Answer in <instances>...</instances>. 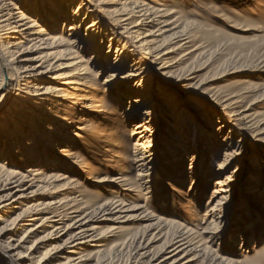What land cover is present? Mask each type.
<instances>
[{
  "label": "bare ground",
  "instance_id": "6f19581e",
  "mask_svg": "<svg viewBox=\"0 0 264 264\" xmlns=\"http://www.w3.org/2000/svg\"><path fill=\"white\" fill-rule=\"evenodd\" d=\"M156 1L0 0V264H184L195 251L210 253V246L194 242L190 228L176 230L152 250L166 221L144 204L108 198L91 202L74 176L86 166L72 148L75 137L97 126L89 123L90 114L104 119L111 112L102 99L89 97L98 76L131 125L133 164L139 180L148 184L145 194L153 187L157 155L167 152H158L157 144L164 141L171 154L179 151L164 129H174L173 119H185L181 111L173 116L181 103L171 100V113L165 105L162 109L157 96L169 97L170 81L154 80H160L155 76L163 74L169 58L186 55L181 53L193 34L198 38L203 32ZM239 101V96H227L224 106L234 108ZM236 111L232 116L247 122L253 115L251 106ZM257 127L251 122L245 136L256 135ZM95 134L103 136L100 129ZM246 149L238 144L220 165L221 177L207 202L211 226L201 231V240L217 236L213 227L224 217L220 208L229 197L227 185L230 179L235 183L242 163L225 177L222 172ZM107 181L129 183L122 173ZM127 190L135 191L132 183ZM140 220L150 221L146 230L157 234L127 229L129 222ZM122 232L127 234L121 243L107 248ZM238 239L239 247L248 240L243 234ZM123 254L126 261L120 263Z\"/></svg>",
  "mask_w": 264,
  "mask_h": 264
},
{
  "label": "rangeland",
  "instance_id": "374dc122",
  "mask_svg": "<svg viewBox=\"0 0 264 264\" xmlns=\"http://www.w3.org/2000/svg\"><path fill=\"white\" fill-rule=\"evenodd\" d=\"M157 1L156 4H168L183 21L194 28L196 25L195 29L203 32L198 38L193 34L188 47L182 50L181 54L186 55L178 61L169 58L163 74L155 76L160 80H154L170 81L166 85L169 97L157 96L161 97L162 109L165 105L171 113L169 110L174 109L170 107L171 100L181 103L180 109L173 110V116L181 111L185 119L170 121L174 131L164 129L174 139L173 146H179V153L171 154L164 141L157 144L158 152L163 149L167 152L157 155L151 170L153 187L145 194L148 184L139 180L138 167L133 164L135 149L134 137L130 136L131 125L98 76L91 83L94 90L86 91H90L89 97L93 100L102 99L111 112L104 114V119L90 114L89 123L97 126H91L80 138L75 137L72 148L86 163L74 175L78 177V188L91 202L108 198L128 205L144 204L147 211L166 221L157 231L159 235L155 229L146 230L150 221L128 223L129 231H143L148 237L157 234L152 250H157L176 230L190 228L197 245L211 248L210 253H201L202 256L193 252L187 257L193 260L184 264H230V261L233 264H264V0ZM233 95L240 97L239 103L234 105L236 109L224 106L227 96ZM249 106L253 115L248 117V122L239 114L232 116L236 110ZM78 114L79 111L74 115ZM201 122L208 129L203 128ZM251 122L258 124V131L246 137L249 133L246 126H251ZM99 129L102 137L95 134ZM240 143L245 144L246 151L222 172L225 177L242 163L235 183L230 179L227 185L229 197L220 208L224 217L213 227L217 236L209 242L205 237L201 240V231L211 224L206 212L210 207L207 202L212 197L215 180L221 177L217 175L220 165L228 152ZM192 156L197 158L193 164ZM119 173L128 179V185L107 181ZM131 183L135 187L132 192L127 190ZM126 234L120 233L108 241L106 247L121 243ZM242 234L248 240L245 246L239 247L242 240L238 238ZM125 256L120 258V263L126 261ZM183 262L184 259L180 261Z\"/></svg>",
  "mask_w": 264,
  "mask_h": 264
}]
</instances>
